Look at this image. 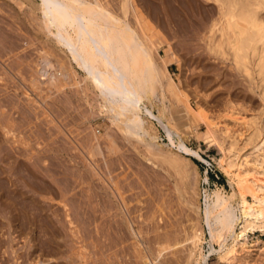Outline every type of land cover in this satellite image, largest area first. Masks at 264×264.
Listing matches in <instances>:
<instances>
[{
	"label": "rangeland",
	"instance_id": "374dc122",
	"mask_svg": "<svg viewBox=\"0 0 264 264\" xmlns=\"http://www.w3.org/2000/svg\"><path fill=\"white\" fill-rule=\"evenodd\" d=\"M10 1L13 4L14 1ZM4 2L5 0H0V18H2L0 19L2 20L0 26H4L2 27L3 30L7 28L4 31L0 29V33L3 34L4 32L3 36L0 34V72H3L0 73V106H2L1 109L5 108L2 109L3 116H1L4 120H10L13 129L12 139H14L8 144H10L11 153H13L11 158L14 157L15 161L13 160V162L17 175L20 173H18L19 170L17 171L18 166L16 165H19V161L24 160L25 162L26 160L32 173L41 175L45 181L51 182L50 184L53 186V192H50V190L40 191L31 188L30 185H26L24 189H28L26 191L27 195L30 194L27 196L29 200L32 194V198H37L30 205L31 219L36 215L34 204H44V215L46 213L47 220L54 224L56 233L49 234V229L47 230L42 225L43 230L39 221L33 225L35 230H29L25 237L18 235V231H14L12 234L15 237L12 240L13 246L15 249L20 248L17 254H14L10 253L11 248L5 246L7 243H4L6 242L5 236H7V233L3 232L8 228L7 225L4 231L0 228V240L2 237L3 240L5 238L4 242L1 240L3 245L0 243V264H29L31 260L35 261L34 264H83V262L84 264H145L142 255L143 252L145 253V250H142L143 246L152 249L145 254V256L148 254L152 258L158 247L162 248L166 245L168 248L163 249L159 257V260L164 263L160 262V264H167V262L168 264H194L196 260H200L203 253L209 254L207 264H232L219 260V254L215 251L209 253L210 233H208L209 229L202 218L203 189L207 188L212 191L220 188L223 192L230 193L232 187L226 175L218 167L217 159L221 154L218 145L213 144L207 148L205 143L196 136L191 135L188 138L183 136L185 131L182 129L186 121L182 110L184 98L182 96L176 98L170 95L169 92L166 94L167 104L170 105L169 109L176 116V127L180 135L183 136L189 146L196 149L200 148L201 154L209 161L207 163L196 155H189L192 161L185 158V161L182 160V162L187 163L185 164L190 176L189 188H184L186 180H184L185 178L182 179L183 174L170 162L164 160L163 154H170L175 151L168 144L164 129L154 121L151 130L158 135V147H161L164 151L155 153L136 139L125 137L126 135L120 129L121 127L111 126L106 112L101 107V99L96 90L83 78L84 72L75 65H71L63 52L57 50V47L43 41L41 32L38 31L37 20L33 16L22 12L17 14L13 8L5 5ZM166 2V0H155L154 4L157 8L154 11L151 10L150 13L153 17L148 18L151 19L150 23L154 29L145 26L147 23L144 21L143 28L147 34L145 31L140 30V34L144 38L149 37L157 45V49L154 48L153 50L154 58L160 61L159 53L165 55L169 51L171 56L174 52L175 55L169 57L168 69L170 75L177 82H181L182 87L184 83L188 84L184 85L187 88L197 86L198 93L204 94L199 97L208 101L207 113L209 118L213 121L219 119L221 121L219 125L224 123L234 124L230 117L226 115L218 116L220 109L223 108L222 101L227 97L233 98L232 100L237 105L245 103L252 109H258L259 100L256 97L257 95L247 90L245 80L232 71L233 69L229 64L215 57L213 53H209L206 49L203 40L206 21L202 14L205 13L204 8L211 4H208L207 0H187V2L186 0H171L168 3ZM198 3L199 5H197ZM178 5L181 7L179 8ZM132 20L134 19L131 18ZM43 56L48 57L53 63L49 67L50 71L63 72L65 70L63 72L65 77L61 73L62 75H59V77L62 78L61 80L58 79L56 83L41 79L40 74L37 72L39 67L37 63ZM63 61L66 62L63 63ZM36 75L40 76L39 79ZM210 78L213 81L207 85L205 82ZM31 80L34 81V90ZM49 84L53 85L50 86ZM246 95L254 96L252 101L251 99L250 101L249 99L246 100ZM197 98L190 96L191 104L194 107L197 106ZM242 114L250 117L251 112L242 111ZM191 121V125L198 126L199 131L205 130L206 127L203 123ZM233 127L238 128V126ZM216 133L221 138L220 131ZM206 173L208 181L203 178ZM182 189L188 190L187 193H184ZM184 196L192 201H199L197 202L199 205L198 211H195L193 205L189 204L187 206L184 202L182 203L181 198ZM149 203L155 204H151V206ZM64 204H67L66 208L63 206ZM124 205L128 209L130 206L129 211H133L132 214L129 212V216L134 229L141 231L139 238L141 245H137V239L127 229H121L124 227L125 223L123 224V222L125 220L120 214V209ZM48 207L49 209H46ZM32 210L35 213L34 215L31 213ZM60 213L63 215H60ZM68 213L69 215L65 216ZM55 217L58 222L55 221ZM70 218L72 222H69ZM112 219L114 221L118 220L114 222ZM117 224L123 226L120 227ZM69 226L78 231V234H76L77 237L79 236L78 238L70 235L71 231L69 230L71 228ZM195 227L202 230L203 236L193 253L189 254L187 251H189L191 245L185 238L193 232ZM56 228H58V231ZM117 228L121 229H119L120 233ZM153 228L157 232L153 231ZM10 229L13 230V228ZM169 231L171 236L168 235ZM158 232L159 234L167 232L169 238L167 240L162 238L165 241L162 243L153 241L151 237L153 239L157 238L154 240L161 239L160 236L158 237ZM259 234L260 232L249 233L247 241L250 242ZM40 239L43 240V243ZM170 239L169 246L168 241ZM150 241L153 243L150 244L152 247L149 245ZM166 242L167 244H165ZM56 243H59V246ZM43 244L47 245L44 246L47 249L42 248ZM212 245L219 248V243L216 240L212 241ZM52 246H55V248L53 247L55 250L49 253ZM5 249L9 252L7 251V253ZM32 250L37 255L33 256L31 254L30 256L28 254L29 256H27V252H32ZM243 255L246 254L243 253ZM36 258L40 261L37 262ZM252 264H264V260L257 258Z\"/></svg>",
	"mask_w": 264,
	"mask_h": 264
},
{
	"label": "bare ground",
	"instance_id": "6f19581e",
	"mask_svg": "<svg viewBox=\"0 0 264 264\" xmlns=\"http://www.w3.org/2000/svg\"><path fill=\"white\" fill-rule=\"evenodd\" d=\"M13 1L15 6L11 4L12 1L10 0H5L4 4L6 3L5 5L13 8L17 14L22 12L23 14L26 13L33 16L34 19L37 20L38 31L41 32L43 41L57 47V50L63 52L71 65H75L84 72L83 78L86 79V81L96 90L97 95L101 99V107L106 112L111 126L121 127L120 129H122V132L126 135L125 137L136 139L146 148L155 153H162L164 151L161 147H158V135L151 130L153 129L152 125L154 121L164 129L168 144L175 149L174 153L172 151L170 154H163L164 160L170 162L183 174L177 172L182 175V177L184 176L182 179L185 178L184 180H186L184 182V188L188 187L190 176L186 169L187 163L182 162V160L185 158L186 160L192 161L189 155H196L207 163H209V161L201 154L200 148L196 149L189 146L185 142V139H183V136L188 138L189 136L194 135L196 138L202 140L207 148L211 147L213 144L218 145L221 153L217 159L218 167L228 178L232 191L230 193H225L220 188L213 189L212 191H209L207 188H202V218L209 229L208 233H210V247L208 251L209 253L213 251L217 252L220 258L219 260H222V262L227 261L232 264H252L257 258L264 260V237H262L264 235V0H207L208 4L210 3L211 5L204 8L205 13L202 14L206 21L205 35L202 37L207 51L213 53L215 57H218L220 60L229 64L233 69L232 71L245 80L248 88L246 89L257 95L256 97L259 100V108L255 110L245 103L237 105L232 100L233 98L231 99L227 96L224 101L219 99L223 102V108L220 109L221 111L218 116L222 117L226 115L230 117L234 122L233 125H229V123L219 125L221 124L219 119L216 121L211 120L207 113L208 101H206L205 98L199 97L204 94L202 93L203 95H201L198 93L197 86L195 88H187L184 85L188 84L184 83L182 87L180 85L181 82H177L170 75L168 69L169 57L174 56V52H172L171 56L169 51L168 53L166 52L165 55H160L159 53L160 61L154 58L153 50L154 48L157 49V45L149 37H145V39L140 34V30L145 31L146 33V30L143 28V25H145L144 21L147 23L145 26H148L149 29H154L150 23L151 19L149 20L148 18L152 16V13L150 12L157 8L156 4H154L155 0ZM166 1V3H168L171 0ZM205 3L203 4L206 5ZM181 5L183 6V4ZM197 5H199V3ZM180 7L181 6H179V8ZM197 11L199 12V10ZM131 18L134 20L131 21ZM0 27L2 31L7 29L5 28L3 30L2 27L4 26L2 25ZM7 32L6 34L9 33ZM0 34H2V32ZM3 34L1 36H3ZM64 62L66 61H63V63ZM38 64L39 67L37 72L41 76L36 75L38 79L40 77L41 79H46V81L48 80V82L56 83L58 79L61 80L62 78L59 77V75L63 74L64 76L65 74L63 73L65 70L63 72L61 70V72H58L57 70L56 72L50 71L49 67H51L53 63H51L50 59L46 56L41 57L37 65ZM211 81L213 80L210 78L205 83L209 85ZM32 82L34 90V81ZM167 92L176 98H179L180 96L184 98L182 110L186 121L182 129L185 131L183 136L180 135L179 130L176 127V116L169 109L170 105L168 106L167 104ZM190 96H195L196 98L199 97L196 99V107L191 104ZM253 97L254 96L246 95L245 98L246 100L249 99L250 101L251 99L252 101ZM219 100L218 102H220ZM1 107L2 106H0V228L4 231V228L8 227L3 233H7L6 235L9 237L7 239V236H5L6 242H4L5 238L3 240V237L1 240H3L4 243H7L5 246L7 245L11 248L10 253L17 254V251L20 248L15 249L13 246L12 240H14L15 237L12 234L14 231H18V235L25 237L29 230H35L33 225L37 224L39 221L41 222V224L39 223L40 227L43 225L47 230L49 229V234L53 235L56 233L54 224L47 220L48 217H45L46 213L44 215V204L36 205L33 203L36 209L34 210L36 211V215H34L35 213H33L34 211L32 210L31 213H33L34 216L31 219L32 216L29 213V211H31L30 205H32L31 203L35 202V199L37 200V198H32V194V196H30L31 199L29 200L27 196L30 194L27 195V188L24 189L25 186L30 185L31 188L33 187L40 191L50 190V192L53 190V186L50 184L51 182L48 183L45 181V179H43L44 177L41 175L32 173L26 160L25 162L24 160L21 162L19 161V165H16L18 166V169H16L17 171L19 170L18 173L20 174L17 175L15 172L16 170L13 162L14 157L11 158V154L13 153H11L12 150L9 146L10 144H8V142L11 143L14 139H12L13 129L10 120L3 119V108L1 109ZM242 111H250V117L242 114ZM191 120L203 123L206 127L205 130L199 131L197 129L198 126L191 125ZM233 126H238V128ZM217 131H220V134L222 135L221 138L218 137V133H216ZM203 178L205 181H208L207 173ZM182 191L185 193L188 190L185 191V189H182ZM181 199L182 203L184 202L187 206L191 204L195 211H198L199 205L197 202L199 201H196L195 199V201H192L187 196H184ZM151 204L149 203V205ZM66 205L64 204L63 206L65 207ZM149 205L147 206L149 207ZM151 206L150 208L152 209ZM46 209H49V207ZM129 209L125 205L120 209V214L122 215L123 220H125L123 222V224L125 223L124 227L121 229H127L129 233L137 239V245H141L139 241L141 231H136L134 229L133 222L129 216V212L132 214L133 211H129ZM65 211L67 210L65 209ZM69 213L65 216L69 215ZM160 213H162V211H160ZM54 214L56 213L54 212ZM138 214L140 215L141 212ZM60 215L63 214L60 213ZM112 215L114 216V214ZM112 221L114 220L112 219ZM69 222H72L71 218ZM122 226L123 225L120 227ZM10 228H13V230ZM42 229L44 230L43 227ZM56 230L58 231V228H56ZM69 231H71L70 235L77 237V230L71 228ZM153 231L156 230L154 229ZM167 232L163 234H159L158 232V237L160 236L161 239L163 238L164 240H167L170 231L168 235ZM255 232H260V234L248 242V234ZM156 234L155 236H157ZM52 235L51 237H53ZM202 236V230L195 227L193 232L185 238L191 245H189L190 247L187 253H193L195 247L202 240ZM151 239L159 243L165 242L160 238L154 240L157 238L153 239V237H151ZM1 240L0 243L3 245ZM213 240L218 241L219 248L213 247ZM40 241L43 243V240L40 239ZM33 242L34 240L32 243ZM169 242H171V239L168 241V245ZM37 244L38 246L40 245L39 242ZM56 244L59 246V243ZM150 244L153 243L150 241L149 245ZM165 244H167V242ZM182 245H184V243H182ZM44 246L47 245L43 244V249L45 248ZM53 247L55 248V246H52V249L49 250L51 252L49 253H52V250H55ZM165 248H168L167 245L162 248L158 247L157 251L155 250L156 252L152 251L155 255L151 258L150 255L147 254V256H145V254L152 249L148 246H143L142 250H145V253L143 252L142 255L145 264H158V262L159 264L160 262L164 263L162 260H159V257L162 250ZM45 249H47V247ZM57 250L58 249L56 248V251ZM139 250L141 249L139 248ZM186 250H188V248H186ZM7 251L9 252V250ZM34 253L33 250L32 252L28 251L27 256H29L28 254H30V256L31 254L33 256L37 255V253ZM243 253L246 255H243ZM56 254H58V252H56ZM208 255L209 254L203 253L200 256V260H196L194 264H207ZM36 261L39 262L40 259L36 258ZM31 262L34 264L35 261L31 260ZM31 262H29V264Z\"/></svg>",
	"mask_w": 264,
	"mask_h": 264
}]
</instances>
